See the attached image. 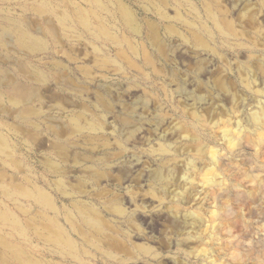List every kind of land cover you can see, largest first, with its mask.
Listing matches in <instances>:
<instances>
[{
    "label": "rangeland",
    "instance_id": "rangeland-1",
    "mask_svg": "<svg viewBox=\"0 0 264 264\" xmlns=\"http://www.w3.org/2000/svg\"><path fill=\"white\" fill-rule=\"evenodd\" d=\"M79 9L122 46L84 30ZM263 106L264 0H0V212L19 221L0 220V264H231L236 246L264 252V124L253 118ZM37 189L56 211L30 197ZM55 223L79 260L50 242ZM142 244L181 251L136 262Z\"/></svg>",
    "mask_w": 264,
    "mask_h": 264
},
{
    "label": "bare ground",
    "instance_id": "bare-ground-1",
    "mask_svg": "<svg viewBox=\"0 0 264 264\" xmlns=\"http://www.w3.org/2000/svg\"><path fill=\"white\" fill-rule=\"evenodd\" d=\"M120 11H121L122 23L125 24L132 33H135V34L139 33L140 28L137 25V22L131 10L128 7L123 5L120 7ZM77 18H78L80 25L84 28V30H86L88 33H90L94 37L96 38L103 37L105 41L107 42H110L114 45L122 46V40L119 37V35L115 31H112L105 24V21H103L102 18L98 17L100 21L94 22L89 11L80 10V9L77 10ZM214 20L217 21L215 17H214ZM61 22L70 29H74V27H76L74 20L71 19L69 16L62 17ZM19 41L20 43L27 44L29 46H41L40 42H38L36 39L28 38V36L23 32H20ZM127 43L129 46H131L134 49L136 53H138V49L136 46L131 44L129 40H127ZM146 61L148 63H151V60L148 57H146ZM253 118L255 121L261 124H264V106L261 108V110H259L257 113L253 115ZM7 150H8L7 143L4 140V138L0 136V153L4 154L5 152H7ZM163 151L166 153L169 152V150L165 147L163 148ZM161 173L162 172H160L158 175L159 178L162 177ZM231 192L234 194L238 202H245L248 199L246 197L248 195L247 194L248 192L246 190L232 189ZM26 194L28 196L32 195L30 197H33L35 201H37L40 205L45 206L52 211L57 210V206L55 202L53 201L52 197L47 192L41 189H37L36 191L29 193L30 195L27 192ZM152 196L155 198L156 194L153 193ZM250 196L255 197V194L251 193ZM214 197H215V194L213 192H210V194H208V192L205 190L199 194L198 199L200 200V203H202L203 206L210 208L212 207L211 201L213 200ZM251 199H255V198H251ZM157 202L161 203L162 200L159 199L157 200ZM136 207L137 205H135V209ZM234 210H235V207L233 208L230 206H226V211L225 210L223 211L221 208V214L224 217L226 216L227 211L232 212ZM77 211H78V214L82 222L87 227L95 229L100 234L105 233L102 220L98 217V215L96 216L95 214H90L86 209L82 207H77ZM194 215H197V214H194ZM12 219L17 225H19V221L15 219L14 217H12V215H10L8 212H5V213L0 212V220L7 222ZM55 226L57 230L50 234L49 236L50 242L54 246L57 247L59 253L68 254L72 258L79 260V251H78L75 241L66 234L64 228L60 224L55 223ZM220 232H221V235L223 236L222 247L224 251L227 252L228 250H231L230 248L231 242L228 241V238L224 235L223 229H220ZM7 246L10 247V245L8 244ZM10 249L11 251H14L15 257H18L24 260L25 254L22 249L18 247H13V249L12 247H10ZM234 249L237 250L236 252L238 253V255L237 254L231 255V264H243L245 259H254L256 261H259V262L261 261L264 263V252L260 251L259 249H249V250L240 251L238 246H236ZM174 250L175 248L165 253H162V252L155 251L152 247L146 244L135 245L134 246L135 253H134L133 260L136 262L138 261L149 262L152 260L157 261L161 259L162 257H166V256L172 259H174V257L178 259V255L181 250H175V251ZM109 255L113 256L112 253H109ZM24 263L25 264H38V263L30 262V261L24 262Z\"/></svg>",
    "mask_w": 264,
    "mask_h": 264
}]
</instances>
